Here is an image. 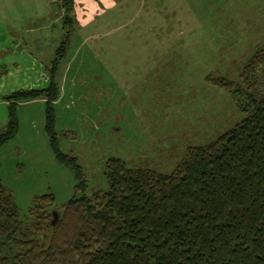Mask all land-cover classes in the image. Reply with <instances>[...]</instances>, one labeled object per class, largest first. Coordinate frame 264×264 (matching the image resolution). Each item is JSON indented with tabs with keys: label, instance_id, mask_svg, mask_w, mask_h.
I'll use <instances>...</instances> for the list:
<instances>
[{
	"label": "rangeland",
	"instance_id": "rangeland-1",
	"mask_svg": "<svg viewBox=\"0 0 264 264\" xmlns=\"http://www.w3.org/2000/svg\"><path fill=\"white\" fill-rule=\"evenodd\" d=\"M43 31L40 43L27 42L40 56L28 73L0 64V129L7 94L48 84L45 67L61 32ZM263 43L264 0H115L86 26H75L56 68L54 98L16 100V130L0 145V181L19 215L34 195L52 193L54 210L72 193L73 173L49 146L47 104L58 147L81 166L86 192L106 186L109 156L167 171L186 145L212 138L241 115L235 96L205 75L236 79L245 57Z\"/></svg>",
	"mask_w": 264,
	"mask_h": 264
},
{
	"label": "trees",
	"instance_id": "trees-1",
	"mask_svg": "<svg viewBox=\"0 0 264 264\" xmlns=\"http://www.w3.org/2000/svg\"><path fill=\"white\" fill-rule=\"evenodd\" d=\"M58 7L63 32L45 67L48 84L5 96L11 103L0 145L16 130V100L55 96L56 68L76 24L73 0ZM205 78L235 96L237 119L186 145L167 171L109 156L106 186L88 192L81 166L58 147L47 104L49 146L73 173L72 193L56 217L50 192L34 195L21 217L0 181V264H264V43L245 57L236 79Z\"/></svg>",
	"mask_w": 264,
	"mask_h": 264
},
{
	"label": "crops",
	"instance_id": "crops-1",
	"mask_svg": "<svg viewBox=\"0 0 264 264\" xmlns=\"http://www.w3.org/2000/svg\"><path fill=\"white\" fill-rule=\"evenodd\" d=\"M114 5L115 0H73L75 26H86ZM51 26L59 28L62 35L58 0H0V64H5L7 69L17 66L22 74L28 73L30 60L40 56L33 55L27 42L40 43L39 34L44 39L43 30ZM34 32L36 39H33ZM25 34L30 37L32 34L31 40Z\"/></svg>",
	"mask_w": 264,
	"mask_h": 264
},
{
	"label": "water",
	"instance_id": "water-1",
	"mask_svg": "<svg viewBox=\"0 0 264 264\" xmlns=\"http://www.w3.org/2000/svg\"><path fill=\"white\" fill-rule=\"evenodd\" d=\"M51 217H56V213H55V211L53 209L51 210Z\"/></svg>",
	"mask_w": 264,
	"mask_h": 264
}]
</instances>
